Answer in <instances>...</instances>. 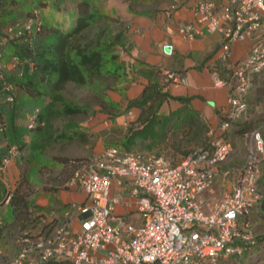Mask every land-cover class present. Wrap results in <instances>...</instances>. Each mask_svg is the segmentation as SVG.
<instances>
[{
	"label": "built area",
	"instance_id": "2783aa9c",
	"mask_svg": "<svg viewBox=\"0 0 264 264\" xmlns=\"http://www.w3.org/2000/svg\"><path fill=\"white\" fill-rule=\"evenodd\" d=\"M194 15L197 24L221 33V60L228 72L225 79L215 77L216 85L229 88L228 108L220 112L219 126L210 130L208 144L193 150L178 165L158 154L109 146L76 170L66 184L81 189L86 201L74 204L64 220L57 210L45 213L41 225L54 223V233L34 241L24 238L10 264H43L52 259L72 264H219L222 258L242 254L243 248L234 239L250 241L252 224L245 221L242 231L239 219L250 215L263 197L264 137L260 130L251 133L247 160L231 191L219 201L205 194L214 186L219 166L233 152L232 143L222 135L231 121L247 112L246 97L255 77L264 73V0H225L220 6L216 0H199ZM41 24V10L35 8L28 18L7 25L4 33L11 39L29 38L41 31ZM179 32L194 38L199 31L185 24ZM248 38L252 43L248 56L235 60L234 45ZM4 39L8 38H0V186L5 194L0 216L15 189L7 188L3 176L20 154L7 139V112L19 96L7 72L17 68L18 60L7 58ZM163 51L172 55L174 46L165 45ZM177 83L187 80L165 70L164 89ZM41 109L36 107L29 115L31 127L39 123ZM117 178L129 189L140 215L139 226L114 214L121 202L113 194ZM72 218L79 221L78 229L72 226Z\"/></svg>",
	"mask_w": 264,
	"mask_h": 264
},
{
	"label": "trees",
	"instance_id": "16d2710c",
	"mask_svg": "<svg viewBox=\"0 0 264 264\" xmlns=\"http://www.w3.org/2000/svg\"><path fill=\"white\" fill-rule=\"evenodd\" d=\"M38 1L39 7L35 5L36 0H32L31 9L24 11L21 9L24 0H0V38H8L4 39L7 58L17 57L18 60L17 68L11 73L7 72L8 81L16 84L19 90L15 105L9 107L7 112L9 126L7 139L9 144L17 145L19 156L29 150L30 144L26 140V130L31 131L32 134L36 130L41 133L46 131L47 138L45 140L53 139L58 144L66 142L71 144L73 140H88L87 133L70 130L66 122L81 115L88 116L90 113H95V104H98L100 111L109 113L116 111V104L106 98L107 91L115 89L113 86L124 82L123 76L126 75L119 74V71L123 69L120 50L127 48L128 44L126 24L119 17L110 13L96 12L94 6L87 0H77L73 4L76 17L73 27L68 31L55 26L49 28L43 22L41 31L33 37L9 38L4 33L5 27L17 20L28 18L35 8L41 10V6L46 5L45 0ZM65 2L64 8L70 9L72 3ZM54 3L60 10L61 3ZM15 12L18 14L17 16L14 15ZM101 23L103 26H99ZM49 35L53 37L51 44L47 43ZM255 81L256 79H254L253 85H255ZM70 84L92 91L94 104L87 103V101L83 103L69 101L66 98L65 89ZM22 95L49 98V103L45 107L46 113H43L44 109H41L38 114L39 123L32 127L29 123L31 113L27 116L28 118L22 119V114L29 112L27 107L19 104ZM169 98L180 101L183 103V107L169 116H162L159 113L160 109ZM251 99L253 98L246 97L248 106ZM133 107L139 108L141 113L136 121L129 124L127 132L124 134L128 141L141 136L143 132H150L156 123L167 127L170 122H174V128L171 130L182 134L185 141L193 146H204L210 141V129L207 122L198 112L189 107V100L172 97L164 91L163 84L158 81H150L140 97L130 100L127 111ZM248 112L249 107L239 119L231 121L230 129L222 137L228 139L229 134L232 133L237 138L251 132L253 122L248 121ZM259 124L262 126L264 120ZM158 136L165 138L166 133L163 132L162 135L159 133ZM262 136L264 137V134ZM125 150L129 149L125 148ZM51 158H54L56 164L63 165L65 168L62 171H56L57 175L53 173L45 177V183L52 180L58 182V186H66L76 170L91 159L87 156H52ZM262 172L260 191L263 197L255 205L250 215L239 219V229L242 231L245 221L251 222L252 238L250 241L235 238L234 244L243 248L242 254H233L228 258H222L219 264H259L264 261V233L256 230V224L264 222V161ZM29 182L28 177L23 178L12 191L9 204L12 206L13 219L7 224L3 222L0 227V250L2 252L8 246H12L15 254H18L24 245L22 242L24 238L34 241L40 235H51L55 231L54 223L41 225L45 213H41L33 205L32 198L36 188ZM4 194L5 191L0 186V200ZM257 221L258 223H256ZM244 233L247 232L244 231ZM2 257L4 255H0V262H2ZM43 264L72 263L52 259Z\"/></svg>",
	"mask_w": 264,
	"mask_h": 264
},
{
	"label": "crops",
	"instance_id": "0c3cea01",
	"mask_svg": "<svg viewBox=\"0 0 264 264\" xmlns=\"http://www.w3.org/2000/svg\"><path fill=\"white\" fill-rule=\"evenodd\" d=\"M216 1L220 6L225 0ZM198 2L199 0L105 1L104 5L109 13L119 17L127 28V48L120 50L123 69L119 71V74H126L123 76L124 82L113 86L115 89H109L106 95L110 102L116 104L117 109L113 113L103 114L104 111L97 110L100 108L95 106V113H90L88 116L81 115L66 122L70 130L87 133L88 140H73L71 144L68 142L58 144L52 139L47 145L45 144L46 146L42 149L44 154L48 155L46 161L49 163L41 166L39 176L41 185L31 180L29 182L36 188L32 203L37 210L41 213L58 210L64 220L74 204L86 201L85 193L79 188L70 189L65 185L58 186V182L52 180L45 183V177L53 173L57 175L65 168L63 165L56 164L54 158L51 157L98 155L107 147L115 146L114 143L118 142L120 137H125L124 134L129 124L136 121L141 113L137 107L127 111L129 101L140 97L150 81L164 84L165 70L175 72L179 77L185 78L187 83L170 85L164 91L172 97L187 98L189 107L199 113L207 122L210 130L218 128L219 114L228 108L229 88L216 85L215 77L218 75L225 79L228 72L221 60V33L209 32L205 25H199L196 22L194 9ZM185 24H191L199 31L194 38H186L180 34L179 29ZM168 44L174 46L172 55L165 54L163 51V47ZM251 44L249 38L236 43L233 47L234 59L246 58ZM254 86L247 96L251 97ZM182 107L183 103L169 98L163 103L159 113L162 116H169ZM120 114H123L122 119L125 116L129 119L120 124L118 119ZM114 119L117 123H114ZM155 125L145 136L134 139L146 150L164 149L163 144L166 138L170 137V130L174 128V122H170L167 127L159 123ZM163 132L166 133V137L159 138V133L162 135ZM29 156L31 154L27 150L11 161L3 176L7 188L13 190L23 178L28 176L26 172L32 166L27 160ZM113 194L121 199V202L114 207V214L124 216L135 226H139L141 220L135 210L134 200L129 198V189L118 178L114 181ZM217 194L215 189H210L207 197L219 201V198H216ZM47 200L46 205H40V202ZM7 206L8 211L5 215ZM7 206L4 207L0 216L4 224L13 219L10 220L9 205ZM71 223L74 229L79 228V221L75 218L71 219Z\"/></svg>",
	"mask_w": 264,
	"mask_h": 264
},
{
	"label": "rangeland",
	"instance_id": "374dc122",
	"mask_svg": "<svg viewBox=\"0 0 264 264\" xmlns=\"http://www.w3.org/2000/svg\"><path fill=\"white\" fill-rule=\"evenodd\" d=\"M31 1L32 0H24L22 5L23 8L21 9L24 11L30 10ZM65 1L72 3V7L70 9L64 8V6H66ZM75 1L77 0H45L46 5L41 6V15L44 24L49 28L55 26L61 28L64 31L70 30L74 25L75 17H76L75 11L73 10V4L75 3ZM87 1L94 6L96 12L105 13V14L109 13L108 8H106V5H104L106 0H87ZM54 2L56 3L60 2L62 10L61 9L59 10L58 6L54 5L55 4ZM38 3L39 1L36 0L35 5L38 6L39 5ZM14 15L17 16L18 15L17 12H15ZM99 26H103V23L99 24ZM52 41H53V37L49 35L47 38V43L51 44ZM65 93H66V98L69 101L71 100L72 102H76V103H83L84 101H87V103H90L92 105L94 104L92 100L93 98L92 91H90L89 89L80 88L74 84H70L66 87ZM251 97L253 99H251L249 103L248 121L253 122V129L251 130V132L245 133L244 135L237 138L234 137L232 133H230L228 136V139L233 146V152L230 154L228 159L219 166L218 168L219 176L216 179L214 186L211 188L212 190L215 189V191L218 192L216 196V198H219L218 200L223 198L226 194H228L231 191L232 187L237 182L239 175L242 172V168L245 165L247 156L251 148V143H252L251 133L255 130H260V132L264 134V124L262 126L259 124L262 120H264V73L256 77L255 86L252 90ZM48 103H49V98L45 96L42 98L39 97L34 98L28 95L27 96L22 95L20 98V105L21 104L22 106L25 105V107H27L29 110V112H27L28 114L27 113L22 114V119H25L30 113H32L33 109L36 107H41L42 109H44L43 113H46L45 107L48 105ZM95 106H98V104H95L94 107ZM102 113L106 114V112H102ZM122 116L123 114H120L118 116L120 124L123 123L125 120L129 119L126 116L122 119ZM113 121L114 123H117L116 119H114ZM25 132H26V140L30 144L29 153L31 154V156H29L27 160L28 162H31L30 165H32L31 167L28 168V171L26 172L28 175L27 177L36 184L41 185L40 183L41 180L39 178L41 166L44 163L45 164L49 163V161H46L48 155L46 153L44 154L42 148L45 147L47 143H49L51 140H47V141L45 140L47 138L46 131H44V133H41V131L36 130L33 134L29 130H26ZM147 133L143 132V135L141 136H145ZM152 134L151 136H153ZM169 135L170 137H168V139L166 138V142L165 144H163L164 149L162 148L159 149L158 151L146 150L141 143L135 142L134 139H136V137L130 139L129 141L126 139L127 137L124 138L120 137L118 139V142L114 143V145L122 149L128 148L130 151L133 152L152 153V154H158L164 156L167 160H169V163L171 165L180 164L189 155V153L193 152V150L199 147V146H193L188 142H186L182 134H178L177 131L175 130L170 131ZM170 147H172V149H170ZM178 148H180V150H178ZM99 155L100 154H98V156ZM86 156L92 158L95 155H91V156L86 155ZM205 195L207 196V192ZM201 196H203V194H201ZM47 203L48 200L46 202L44 201L40 202V205H46ZM7 211H8V206L5 209V215ZM9 215L11 220L13 218V210L10 204H9ZM256 223H258V221ZM256 230L258 232L264 233V222L256 224ZM2 255H4V257H2V262H0V264H10L17 254H15L14 248L8 246L5 250H3ZM259 264H264V261Z\"/></svg>",
	"mask_w": 264,
	"mask_h": 264
}]
</instances>
